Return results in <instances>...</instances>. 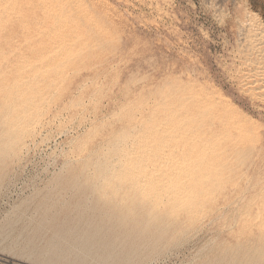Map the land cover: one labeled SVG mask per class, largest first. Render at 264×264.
Returning a JSON list of instances; mask_svg holds the SVG:
<instances>
[{
	"label": "rangeland",
	"instance_id": "374dc122",
	"mask_svg": "<svg viewBox=\"0 0 264 264\" xmlns=\"http://www.w3.org/2000/svg\"><path fill=\"white\" fill-rule=\"evenodd\" d=\"M251 12L0 0V264H264Z\"/></svg>",
	"mask_w": 264,
	"mask_h": 264
},
{
	"label": "bare ground",
	"instance_id": "6f19581e",
	"mask_svg": "<svg viewBox=\"0 0 264 264\" xmlns=\"http://www.w3.org/2000/svg\"><path fill=\"white\" fill-rule=\"evenodd\" d=\"M44 1V0H43ZM56 5V3H55ZM71 8V7H70ZM43 9V8H42ZM65 9V8H64ZM69 10V9H68ZM41 11V10H40ZM246 11V10H245ZM2 15V14H1ZM247 19L245 20V24L244 26L246 27V30H247V40H248V44H249V47L251 48V51L253 54H257L258 56L260 55L262 58L264 57V54H263V45H264V23L261 21V18L259 16V14H257L256 12H251L250 15L246 16ZM244 19V18H243ZM58 21V20H57ZM56 22V21H55ZM244 27V29H245ZM242 36V35H241ZM248 46V45H247ZM248 47V48H249ZM250 49H248V52H249ZM70 54V53H69ZM250 55V54H248ZM248 57H251V56H248ZM255 58V57H254ZM259 58V57H258ZM73 59V58H72ZM259 61V59H258ZM69 62V61H68ZM253 63V62H252ZM63 64V63H62ZM252 65V64H251ZM257 66L260 65V67L262 69L260 70H263L264 72V58H263V61L260 62V63H257L256 64ZM25 69V68H24ZM264 75V73H262ZM259 77V76H258ZM263 81V80H261ZM91 82V81H90ZM248 85V84H247ZM261 89V88H260ZM80 90V89H79ZM260 91V90H259ZM200 102H201V98H200ZM202 103L200 104V107H201ZM214 106L211 107V109H213ZM204 113L206 112H203V115ZM49 131V130H48ZM113 137V136H112ZM63 166V165H62ZM241 199V198H240ZM235 208V207H234ZM236 210V209H234ZM231 229V228H230ZM224 232V231H223ZM227 248V246H226ZM255 257V256H254Z\"/></svg>",
	"mask_w": 264,
	"mask_h": 264
}]
</instances>
